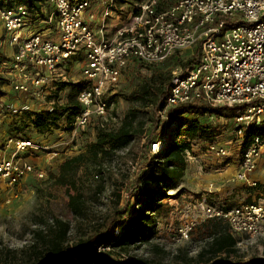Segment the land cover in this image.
Returning <instances> with one entry per match:
<instances>
[{"label": "rangeland", "instance_id": "374dc122", "mask_svg": "<svg viewBox=\"0 0 264 264\" xmlns=\"http://www.w3.org/2000/svg\"><path fill=\"white\" fill-rule=\"evenodd\" d=\"M137 1L120 0L118 10L125 13ZM241 17L240 13L235 16L237 20ZM195 50L185 51L163 63L140 64L125 73L115 89L107 93L111 105L107 117L93 119L76 136L70 129L69 112L45 120L42 129L35 127L34 120L40 115L44 117L58 104L67 105L69 84L81 81L83 56L60 67L57 73L62 76L54 77L52 82L35 92L37 95L8 94L0 90V94H7L8 100L13 95V101L6 103L0 95V141L18 136L56 146L53 150L59 152L54 158L47 152L26 155L37 170L44 172V178L30 175L19 186L0 189V264H32L42 259L43 239L37 233L50 236V231L56 229V220L70 225L65 250L71 251L78 242L90 237L96 228L129 205V209L136 205L146 208L151 217L146 222L149 242L131 250L128 261L146 259L152 264H211L225 257L220 254L209 262L213 257L209 249L214 232L221 226L232 232L226 223L219 224L206 218L203 209L206 202L233 207L264 199V163L257 169L260 177L257 187L251 188L235 178L242 159L240 138L228 145L231 150L228 158H219L208 151L210 144H227L235 137L233 129L221 128L206 137L200 132L194 138L180 136L177 141L189 145L184 175L168 185L162 197L149 199L141 192L157 188L155 182L146 180L149 149L158 163L157 154L171 145L179 123H183L181 131H185L198 117L184 114L179 120H166V114L162 115L160 110L155 112L152 104L132 100L131 95L146 83H152L156 71L169 72L173 76L182 74V62L190 59ZM6 104L14 107L7 108ZM134 116V125L142 132L129 140L126 147L115 151L108 147L101 151L94 148L99 128L116 131L126 118ZM160 128H164L162 132ZM154 135L157 139L148 143V138H155ZM155 141L159 142V147L154 151L151 143ZM262 154L264 157V152ZM79 156L81 159L72 170L60 173L66 161ZM155 169L156 176H165L162 164L156 165ZM72 197L79 203L77 212L71 206ZM188 223L194 225L190 238L178 241V229ZM118 233L116 229L115 234ZM234 236L238 243L231 250L230 259L264 258V233L255 237Z\"/></svg>", "mask_w": 264, "mask_h": 264}, {"label": "built area", "instance_id": "2783aa9c", "mask_svg": "<svg viewBox=\"0 0 264 264\" xmlns=\"http://www.w3.org/2000/svg\"><path fill=\"white\" fill-rule=\"evenodd\" d=\"M11 1L0 0L7 40L0 41V75L12 90L37 95L62 76L57 73L60 67L84 58L79 83L86 86L77 95L81 111L70 125L73 136L93 119L107 117V93L125 73L199 47L198 62L184 75L173 76L160 113L196 100L215 108L245 104L236 118V136L227 144H210L208 151L228 158V145L240 138L242 159L235 178L251 188L258 186L253 174L264 152V135L255 136L246 148L243 142L246 127L264 125V0H139L124 14L118 10L120 0H44L41 13L25 4L9 6ZM94 5L100 7L97 28L91 24L96 19ZM237 13L241 19L235 18ZM5 43L15 48L11 55L4 54ZM151 145L155 151L159 142ZM54 147L22 137L0 141V189L19 186L30 175L44 178L25 156L47 152L54 158L59 155ZM203 209L206 218L226 222L233 235L264 233V199L233 207L206 202ZM193 226L182 225L177 240L189 239Z\"/></svg>", "mask_w": 264, "mask_h": 264}, {"label": "trees", "instance_id": "16d2710c", "mask_svg": "<svg viewBox=\"0 0 264 264\" xmlns=\"http://www.w3.org/2000/svg\"><path fill=\"white\" fill-rule=\"evenodd\" d=\"M43 2L44 0H12L9 6L14 4H25L28 5L31 12L38 11L41 13ZM179 54L181 53H176L171 59L173 60ZM198 60L199 47L196 48L195 53L190 59L182 62V75H184L185 71L194 63H197ZM152 79V83H146L138 91L133 93L131 99L152 104L155 112H157V110L163 111L166 107L173 75L169 72L156 71ZM69 85L71 89L68 94L67 105L58 104L52 111L47 112L44 117L40 115L34 120L36 128L42 129L43 124L46 122L45 120L51 117L57 118L64 115L66 112H69L68 117L71 120V124L74 122L81 111V106L77 101V95L86 85L83 82L78 84L71 83ZM244 109L245 104L215 108L201 100L169 108L165 113L166 120H179L184 114H193L198 118L195 119L194 125L190 126L185 131H181L183 123H179L176 129L177 133L173 136L171 145L164 147V149L157 154L160 160L158 163L154 161L156 157L150 153L149 149L148 153L150 157L147 162L148 173L146 175V180L148 182H155L157 188L154 191L142 190V194L149 199L162 197L165 195L167 186L184 175L188 167L186 151L189 149V145L183 141H177L180 136L184 135L189 138H194L195 135L200 132L202 136L206 137L215 134L221 128L226 131L233 129V132H235L236 118ZM134 118L135 116L126 118L116 131L108 130L104 127L99 128L94 148L101 151L108 147L109 150L115 151L126 147L129 140L142 132L134 125ZM165 124L166 121L162 123L163 126H161V128L164 127ZM163 129H161V132ZM260 135H264V125L261 127H246L244 129L243 148L248 147L252 143L253 138ZM156 136H159V134ZM156 136L154 135L155 138H148V143L156 140ZM80 159L81 156L66 161V163L61 166L60 173L62 172V174H65L72 170ZM158 164H162L166 171L163 178L155 175V168ZM70 203L74 211L77 212V208L79 207L77 199L72 197ZM129 206L118 211L110 221L108 220L109 222L96 228L90 237L82 239L71 251L65 250V243L68 239L70 225L64 221L56 220V229L50 231V236L44 237L41 232L37 233V235L43 239L44 253L42 259L34 261L32 264H152L146 259H139L136 262H131L127 259L131 250L137 248L141 243L149 242V230L146 227V222L149 221L151 217L147 213L148 211L146 208H141L139 205H136L129 209ZM213 220L218 221L219 224L224 222L221 219ZM116 229L119 230L118 234H115ZM214 233L215 236L209 249L213 257L209 259V262L220 254H224L225 257L211 264H264V258L259 257L230 259L231 250L237 247L238 241L236 237L230 233L225 226H221V228L217 229ZM101 246L109 247V249L105 252H99L98 249Z\"/></svg>", "mask_w": 264, "mask_h": 264}, {"label": "crops", "instance_id": "0c3cea01", "mask_svg": "<svg viewBox=\"0 0 264 264\" xmlns=\"http://www.w3.org/2000/svg\"><path fill=\"white\" fill-rule=\"evenodd\" d=\"M92 12L94 13V16L96 17V19L92 20L91 24H92L93 27L97 28L98 24H99L98 22H99V16H100V7H99V5H94ZM4 34H5V32H4V29H3L2 22L0 20V41H1V39H5L3 41L7 42L6 38H4ZM14 50H15L14 47H12V46L8 45L7 43H5L3 51H4V54L6 56L11 55L14 52ZM0 82H4L3 84L0 85V90H3L5 92H7L8 94L16 93L14 90H12L10 81L7 80V79H4L1 75H0ZM0 95H1V98L3 100H5V103L7 101H10V102L13 101V95H11V99H9V100L7 99V94H0ZM263 163H264V157L261 156V158L258 161V168L257 169H259L260 166ZM253 178L256 179L258 182H260V177H259V174H258V170L255 171V173L253 174Z\"/></svg>", "mask_w": 264, "mask_h": 264}]
</instances>
